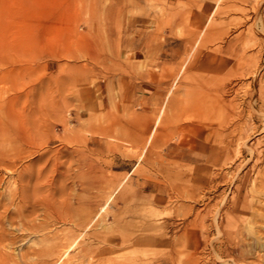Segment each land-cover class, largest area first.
<instances>
[{
    "label": "rangeland",
    "instance_id": "obj_1",
    "mask_svg": "<svg viewBox=\"0 0 264 264\" xmlns=\"http://www.w3.org/2000/svg\"><path fill=\"white\" fill-rule=\"evenodd\" d=\"M6 3L0 264H264V0Z\"/></svg>",
    "mask_w": 264,
    "mask_h": 264
},
{
    "label": "bare ground",
    "instance_id": "obj_2",
    "mask_svg": "<svg viewBox=\"0 0 264 264\" xmlns=\"http://www.w3.org/2000/svg\"><path fill=\"white\" fill-rule=\"evenodd\" d=\"M0 4H1V12L3 13H5V11H6V8L8 9V7H7V3H6V0H0ZM233 5V4H232ZM254 9H255V11H256V9H257V6H255L254 7ZM254 12V11H253ZM3 13V14H4ZM244 13V12H243ZM6 16V15H5ZM245 17V16H244ZM251 26V25H250ZM6 30V29H5ZM5 30L3 31V33H2V31L0 32V83H1V85H0V89H4L5 87H6V83H7V79H8V77H9V71H10V68H9V65H8V55H9V49H8V45H7V39H6V36H5ZM247 30H249V29H247ZM243 52V51H242ZM252 59V58H251ZM239 60V59H238ZM240 63H241V60H240ZM190 66V65H189ZM219 67V66H218ZM256 67V66H255ZM220 68V67H219ZM225 68V67H224ZM252 68V67H251ZM244 69V67L242 66V65H239L238 66V68L236 69H233V70H235L236 72H239V71H241V70H243ZM189 70V69H188ZM231 70V69H230ZM229 70V71H230ZM238 70V71H237ZM253 71V70H252ZM233 73V72H232ZM261 73H262V71H261ZM241 75V74H240ZM253 75H255V71H253ZM242 76V75H241ZM220 77V76H219ZM222 77V76H221ZM260 81H259V88L257 89V93L258 94H260V98L261 97H264V84H262V83H264V82H261L262 80L261 79H259ZM252 81L253 82H255V84H256V77H254L253 76V79H252ZM224 84V83H223ZM232 86V85H231ZM238 86V85H237ZM235 87V86H234ZM236 88V87H235ZM255 94L256 93H251V95L253 96L252 98L254 99V96H255ZM259 96V95H258ZM233 97H235V96H233ZM256 97V96H255ZM251 98V99H252ZM257 98V97H256ZM259 98V97H258ZM262 99H264V98H262ZM231 100H234L233 98H231ZM230 101V100H229ZM218 102V101H217ZM235 103V102H234ZM233 103V101H230V104H229V106H228V104H227V106H225L224 104H221L220 105V110L219 111H224V119L222 120V122H221V124H220V126H221V128L223 127L222 125H223V123L224 124H226V126H227V123H229V122H232V119H234V118H236L237 116H239V114H238V111H237V107L235 106V104ZM241 110V109H240ZM239 110V111H240ZM262 115H264V110H262L261 112H260ZM216 116V115H215ZM219 116H220V114H219ZM238 119V118H237ZM235 120V119H234ZM233 123V122H232ZM230 124V123H229ZM234 124V123H233ZM249 124V123H248ZM235 125V124H234ZM237 125V124H236ZM239 125V124H238ZM244 126H245V123H244V121L239 125V128H238V131H237V137H235L236 139H235V142H237L236 143V148H237V152L238 153H240L241 152V150H242V148L243 147H245L248 151H249V153L251 154V156H253V161H252V163H250V166H249V168L250 169H253V171H254V169H255V173L260 177H257V178H259V179H257L256 177V179H253L252 180V187H253V189H255V190H258V189H262V190H264V169H262L260 166H258L257 167V162H258V160L261 158V156L262 155H264V147H262L261 146V141H262V139H264V135H261V136H256V137H253V138H250L249 137V135H247L246 133H245V129H244ZM226 128V127H225ZM236 128V127H235ZM236 131L235 130H233V129H231V130H229L228 131V135L230 136V134H233V133H235ZM227 136V135H226ZM225 143V142H224ZM251 158V157H250ZM260 161V160H259ZM246 164V163H245ZM248 172V171H247ZM246 175V174H245ZM246 176H248V175H246ZM244 185V184H243ZM246 186V185H245ZM235 190H236V192H238V194H239V192H240V190H241V183L239 184H236L235 186ZM232 191H234V190H232ZM260 191V190H259ZM232 193H234V192H232ZM235 195V194H234ZM236 196V195H235ZM235 198V197H234ZM244 198V197H243ZM234 201V200H233ZM245 203V202H244ZM43 206V205H42ZM53 207V206H52ZM45 214V213H44ZM19 216V215H18ZM46 218V217H45ZM59 218L61 219V220H68V216L66 215V214H62V213H60L59 214ZM29 219V218H28ZM55 219V218H54ZM58 219V218H57ZM27 221V220H26ZM21 222V221H20ZM250 233H252L251 232V230H249V229H247V232H245L243 235L244 236H242L240 233H239V236L238 237H242V239H243V237H249V240H251V243L249 242V244L250 245H252L255 241L257 242V241H259V238H260V235L261 234H256L255 233V231H254V233L253 234H250ZM248 239V238H247ZM3 240V239H2ZM237 240V239H236ZM244 240L245 239H243V242H244ZM248 242V241H247ZM240 243V242H239ZM236 244H238V243H236ZM242 244V243H241ZM240 244V245H241ZM248 245V244H247ZM246 246V245H245ZM242 247V246H241ZM248 247V246H247ZM240 248V247H239ZM244 252V251H243ZM250 253V252H249ZM235 254V253H234ZM198 254H195L194 252L193 253H191V254H189V256L184 260L183 259V261H182V264H197L198 262H199V260L198 259H200L201 257H203V256H201L200 257V255L199 256H197ZM243 255V254H242ZM180 257V256H179ZM234 257V256H233ZM237 257V256H236ZM171 258V260L172 261H174L175 259H174V256H171L170 257ZM3 259V258H2ZM203 259V258H202ZM234 259H235V257H234ZM237 260H239L238 258H236ZM8 260V259H7ZM236 260V261H237ZM243 261V260H242ZM2 262V261H1ZM207 262V261H206ZM240 262V261H239ZM2 263H4V262H2ZM236 263V262H235ZM238 264V263H237Z\"/></svg>",
    "mask_w": 264,
    "mask_h": 264
}]
</instances>
